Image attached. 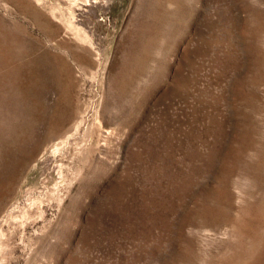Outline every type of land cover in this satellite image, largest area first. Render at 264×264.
Wrapping results in <instances>:
<instances>
[{
	"label": "rangeland",
	"instance_id": "374dc122",
	"mask_svg": "<svg viewBox=\"0 0 264 264\" xmlns=\"http://www.w3.org/2000/svg\"><path fill=\"white\" fill-rule=\"evenodd\" d=\"M0 264H264V0H0Z\"/></svg>",
	"mask_w": 264,
	"mask_h": 264
}]
</instances>
